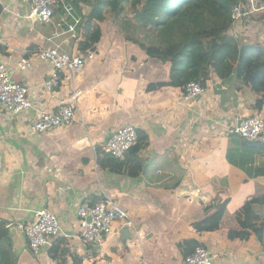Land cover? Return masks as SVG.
Wrapping results in <instances>:
<instances>
[{
	"label": "crops",
	"instance_id": "0c3cea01",
	"mask_svg": "<svg viewBox=\"0 0 264 264\" xmlns=\"http://www.w3.org/2000/svg\"><path fill=\"white\" fill-rule=\"evenodd\" d=\"M90 9L82 6L84 13ZM74 17L76 12L66 6L56 10L52 22L41 23L30 17L28 0H0V56L14 79L28 88L36 107L21 117L0 115V218L14 223L12 230L6 228L17 264H55L48 251L59 237L74 255L68 264H184L179 243L188 239L198 240L217 261L220 258L217 264H264V242L254 236L231 241L228 236L239 229L238 210L250 203L258 216L255 223L264 225V151L242 148L226 134L242 119L256 114L245 108L251 102L242 101L243 96L253 98L245 91L235 93L238 89L233 80L232 86L224 83L215 92L220 81L216 77L206 95L192 103L184 101L185 90L180 88L147 93V84L167 79L169 69L150 60L153 52L132 50L133 40L110 17L113 27L106 29V21L102 24V39L91 51L94 58L87 61L75 85L64 73L59 88L45 90L44 84L53 74L48 63H38L24 73L16 64L51 48L72 57L83 55L77 32L57 27ZM136 33L139 39L143 37ZM139 61L140 68L152 61V69L161 72L135 97L128 91L143 81L138 70L132 71L138 69ZM74 89L81 93V125L54 135L31 132L37 112H55L70 101ZM141 95L144 100H139ZM235 97L244 102V118L235 108H227L234 105ZM209 104L217 107L211 109ZM128 125L148 136L150 160L134 178L114 173L113 161L103 155L112 134ZM104 195L130 215L138 237L123 238L124 228L116 223L106 244L89 251L79 238V205L96 204ZM41 209L58 217V235L39 254L26 249L24 236V244L17 250L14 231L22 233V227L31 225ZM217 216L222 219L220 231L200 236L190 229L194 221Z\"/></svg>",
	"mask_w": 264,
	"mask_h": 264
},
{
	"label": "trees",
	"instance_id": "16d2710c",
	"mask_svg": "<svg viewBox=\"0 0 264 264\" xmlns=\"http://www.w3.org/2000/svg\"><path fill=\"white\" fill-rule=\"evenodd\" d=\"M256 1L260 6L264 5V0ZM65 2L76 12V18L81 19L76 32L80 40L79 48L84 54L93 51L101 41L102 24L109 15L114 17V22H119L129 40L135 38L130 30L134 33L136 31L144 33L141 39H146L147 51H154L149 56L150 60L169 69L167 79L147 84V93L165 87L185 90L187 84L191 82H201L206 88L207 81L216 77L224 81H235L238 91L244 90L253 98L249 105L250 110L256 114L252 116H259L264 112V46L262 43L247 42L232 32L236 25L232 18V9L236 5L246 7L248 0H65ZM83 5L91 7L88 13L82 11ZM58 9L65 10L63 7ZM252 20L264 25V11L252 16ZM137 133V143L124 159L112 158L103 151V155L113 161L114 173L134 178L143 172L150 160L147 153L148 136L138 129ZM230 136L231 142L239 144L242 148L264 151L262 141H248L237 135ZM101 154L98 159L102 165ZM236 217L239 229L229 232L231 241H246L254 236L264 242V225L255 223L258 216L253 212L251 203L238 210ZM190 229L200 236L214 233L222 229V219L217 216L194 221L190 223ZM8 239V230L0 223V264H15ZM199 247H203V244L195 239L179 243L185 259ZM48 254L55 264H68L70 259L74 260V255L62 237L54 240Z\"/></svg>",
	"mask_w": 264,
	"mask_h": 264
},
{
	"label": "built area",
	"instance_id": "2783aa9c",
	"mask_svg": "<svg viewBox=\"0 0 264 264\" xmlns=\"http://www.w3.org/2000/svg\"><path fill=\"white\" fill-rule=\"evenodd\" d=\"M30 17H37L41 23L52 22L58 8L67 6L65 0H28ZM264 11V5L260 6L256 0H248L246 7L236 5L232 9V18L236 23L252 21V16ZM72 22L63 21L57 25L59 29L64 26L70 33H76L81 24L80 18H72ZM94 58L92 52L72 57L61 52L58 48L41 50L29 57L21 58L16 68L20 72H29L38 63H48L53 74L44 84L45 90H53L60 86L61 74L65 73L75 85L77 76L81 73L88 60ZM206 88L201 82H191L185 87L184 101H193L206 95L210 81ZM215 87V86H214ZM218 90V89H217ZM81 93L74 89L69 102H64L53 113L39 110L30 124V130L34 133H47L48 131L70 127L78 121L80 116L78 98ZM40 98H43L41 95ZM29 90L17 82L12 71L5 65L0 56V115L21 117L35 109ZM227 135H237L248 141L264 142V115L251 116L242 119ZM138 133L134 126L128 125L116 131L106 142L104 152L115 159H124L132 147L137 143ZM80 221V240L90 250L102 248L115 231L114 225L119 223L121 228H128L134 237H138L136 225L130 215L123 210L113 199L104 195L96 204L89 202L80 203L78 213ZM90 219V221H89ZM60 231L58 217L47 209H41L36 213V218L28 227H22L26 249L32 254L41 253L50 246V239L56 237ZM217 256L203 247L197 248L194 253L185 259L184 264H215Z\"/></svg>",
	"mask_w": 264,
	"mask_h": 264
},
{
	"label": "rangeland",
	"instance_id": "374dc122",
	"mask_svg": "<svg viewBox=\"0 0 264 264\" xmlns=\"http://www.w3.org/2000/svg\"><path fill=\"white\" fill-rule=\"evenodd\" d=\"M109 17L112 19V18H114V17H112L111 15H109ZM110 19L109 18H107V20H106V24H105V28L107 29V28H110V27H113L111 24H110V22H108ZM113 21H114V19H113ZM116 23V25L119 27V28H121L122 29V27H121V25L120 24H118L119 22H115ZM262 26H264L262 23H259V22H257L256 20H252V21H249V23H246V21H244V22H239V23H236V25H235V28L232 30V32H234L233 34L236 36V37H242L243 38V40H245V41H247V42H250V43H262V45L264 46V31H263V28H262ZM123 30V29H122ZM130 32H131V34H133L135 37H136V39L135 40H133L132 42H131V45L133 46L132 47V50H136V52H138V48H140L141 50L143 49V50H147L148 49V47H147V44H146V42H145V40L146 39H139V35L138 36H136V34H138V33H134V32H132L131 30H130ZM125 34V33H124ZM142 35L144 36V33H142ZM109 41V40H108ZM149 44H151V41L149 40ZM148 44V45H149ZM151 50V49H150ZM150 52H154V51H150ZM141 65H143L142 63H141V61H139L138 62V64H137V67H138V69H136V70H132V71H139V75H142L143 76V81L141 82V83H137V85L135 84L134 86H132V88H133V91H128V92H132V94L136 97L137 95H138V93H142V90H140V89H142L143 88V85L145 84H147L151 79H153L154 78V76H157V73L160 71L161 72V70L160 69H152V68H154V62H152V61H149L148 63H146V68L144 69V68H140V66ZM148 68H150V69H152V70H148ZM84 69V68H83ZM83 69H82V71H83ZM81 71V72H82ZM158 71V72H157ZM78 77V76H77ZM77 79V78H76ZM224 82H225V84L227 83V84H231V82H230V80H226V81H224V80H222V79H220V81H219V85L217 86V89L215 88V92H219V91H221V89H222V85L224 84ZM238 85H240V83L238 84ZM230 86H232V84L230 85ZM239 91H241V90H239ZM242 91H244V90H242ZM241 91V92H242ZM235 93H237V94H239L240 95V92H238V90L235 92ZM244 94H246V93H244ZM247 95V94H246ZM247 97L248 96H243V99H242V101L244 100V99H246L245 101H248V102H251L252 103V100H251V98L250 97H248V99H247ZM213 98V100L214 101H217L216 100V98L215 97H212ZM199 99V98H198ZM198 99H196V100H193V101H190L189 103H192V102H195V101H197ZM139 100H144V96L143 95H141V97H140V99ZM251 100V101H250ZM202 104H205V103H202ZM201 104V106L204 108V109H207L208 107L207 106H203ZM231 104H234L232 107L230 106H228L227 108H228V110H231V109H236V111L238 112V115H240V118L241 117H245V115L242 113V111L244 110V102H241V101H239V99H237V97H235V100H233L232 101V103ZM209 106H212V108L211 109H214V107H217L216 105H214V104H209ZM245 108H249L250 109V105H248V104H245ZM223 118H225V117H223ZM81 122H82V120H81V117L79 116V118H78V121L75 123V124H73L72 126H74V125H81ZM72 126H70V127H72ZM62 129H65V128H62ZM62 129H58V130H52V131H48L47 133H45V134H50V135H54L55 133H57V132H59V131H61ZM23 233H21V231H20V229H17V230H15L14 231V233H13V236L15 237L14 239H15V241H16V249L17 250H19V247H20V245H23L24 244V239H23V235H22ZM137 239V238H136ZM15 249V250H16ZM223 258V257H222ZM40 261V260H39ZM218 261L220 262L221 260H220V258L218 259ZM218 261H216L215 262V264H217L218 263ZM34 264H36V262L34 263Z\"/></svg>",
	"mask_w": 264,
	"mask_h": 264
},
{
	"label": "water",
	"instance_id": "95a60500",
	"mask_svg": "<svg viewBox=\"0 0 264 264\" xmlns=\"http://www.w3.org/2000/svg\"><path fill=\"white\" fill-rule=\"evenodd\" d=\"M33 19L37 20V17H34ZM89 221H90V219H89ZM0 223H3L5 226L10 227L9 228L10 230H12V228L14 227L13 221H10L8 219L0 218ZM122 237L125 238V239H130V240L132 239V234H131V232H130V230L128 228H124ZM15 264H17L16 261H15Z\"/></svg>",
	"mask_w": 264,
	"mask_h": 264
}]
</instances>
